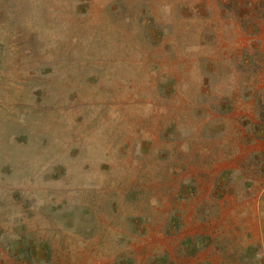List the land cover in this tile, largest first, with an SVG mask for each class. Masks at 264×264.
Returning a JSON list of instances; mask_svg holds the SVG:
<instances>
[{
  "label": "rangeland",
  "instance_id": "1",
  "mask_svg": "<svg viewBox=\"0 0 264 264\" xmlns=\"http://www.w3.org/2000/svg\"><path fill=\"white\" fill-rule=\"evenodd\" d=\"M0 264H264V0H0Z\"/></svg>",
  "mask_w": 264,
  "mask_h": 264
}]
</instances>
